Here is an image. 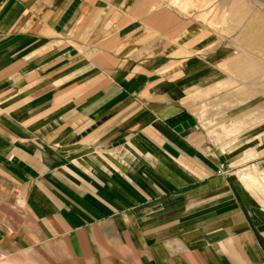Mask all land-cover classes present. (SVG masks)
Wrapping results in <instances>:
<instances>
[{
    "label": "crops",
    "instance_id": "0c3cea01",
    "mask_svg": "<svg viewBox=\"0 0 264 264\" xmlns=\"http://www.w3.org/2000/svg\"><path fill=\"white\" fill-rule=\"evenodd\" d=\"M0 264H264V0H0Z\"/></svg>",
    "mask_w": 264,
    "mask_h": 264
}]
</instances>
